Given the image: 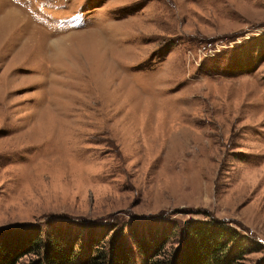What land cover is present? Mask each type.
<instances>
[{
  "label": "rangeland",
  "instance_id": "obj_1",
  "mask_svg": "<svg viewBox=\"0 0 264 264\" xmlns=\"http://www.w3.org/2000/svg\"><path fill=\"white\" fill-rule=\"evenodd\" d=\"M211 219L264 264V0H0V230Z\"/></svg>",
  "mask_w": 264,
  "mask_h": 264
},
{
  "label": "trees",
  "instance_id": "obj_2",
  "mask_svg": "<svg viewBox=\"0 0 264 264\" xmlns=\"http://www.w3.org/2000/svg\"><path fill=\"white\" fill-rule=\"evenodd\" d=\"M139 226L129 224L127 237L133 240L143 264H235L241 257L235 252L237 233L228 225L212 219L196 220L185 222L179 246L167 259L155 263L153 258L164 253L171 234L138 236L134 233L140 232ZM125 227L108 228L110 231L98 240L91 236L96 226L78 229L75 234L61 233L60 229L56 234L52 230L43 238L40 229L33 226L1 229L0 264H20L27 256L31 257L28 264H129L131 248L126 242ZM84 234L85 241L77 249ZM81 250L84 254L79 256Z\"/></svg>",
  "mask_w": 264,
  "mask_h": 264
}]
</instances>
